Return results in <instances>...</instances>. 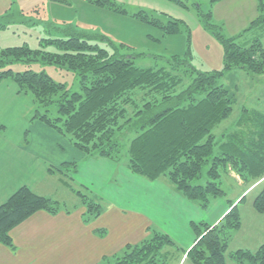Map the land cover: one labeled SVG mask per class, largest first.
Returning <instances> with one entry per match:
<instances>
[{
	"label": "trees",
	"instance_id": "obj_1",
	"mask_svg": "<svg viewBox=\"0 0 264 264\" xmlns=\"http://www.w3.org/2000/svg\"><path fill=\"white\" fill-rule=\"evenodd\" d=\"M89 1L156 26L165 34L179 33L183 28L179 20L161 13L143 9L130 12L115 0ZM172 1L184 6L180 0ZM257 11L260 14L252 21L254 25L264 21V0H257ZM200 15L208 28H216L210 22L211 10ZM54 26L52 29L61 33L41 41L42 47L52 45L53 50L22 45L0 51V83L11 80L19 93L32 94L37 105L54 104L57 108L53 117L48 109H36L31 120L38 119L57 130L86 157H106L116 162L126 159L131 172L149 180L165 176L201 209L225 196L220 180L223 172L231 169L244 182L264 175V156L260 155L264 128L256 126L262 125L260 119L250 122V135L240 129L225 134L226 142L217 141L212 132L233 111L235 99L219 83L224 71L241 67L250 74L264 73V45L260 40L241 46L234 37L215 32L224 48V69L207 72L196 70L187 56H173L161 61L160 66L141 67L135 62L138 55L131 54L124 42L115 43L103 33H87L72 25ZM34 61L74 72L79 90L68 89L45 71L17 72L8 67L15 62ZM184 79L189 82L181 87ZM243 121L238 120V125ZM250 148L259 155L249 156L245 150ZM206 164L207 180L195 183ZM69 165L76 168L77 162L64 163L58 170L64 172V182L84 207V221L98 217L103 210L101 200L81 185L83 190L73 187L67 174ZM244 198L237 203L229 201L227 211L214 224L191 222L195 239L184 250L185 258L193 264H226L229 241L242 228L238 206ZM252 205L256 212L264 213V187ZM61 209L68 211L58 200L20 187L0 205V243L12 246L10 230L35 211L56 213ZM166 245L174 246L175 242L167 233L152 229L147 238L127 244L100 264H167L169 255L162 251ZM229 255L236 264H264V243L253 250L237 248Z\"/></svg>",
	"mask_w": 264,
	"mask_h": 264
},
{
	"label": "rangeland",
	"instance_id": "obj_2",
	"mask_svg": "<svg viewBox=\"0 0 264 264\" xmlns=\"http://www.w3.org/2000/svg\"><path fill=\"white\" fill-rule=\"evenodd\" d=\"M115 1L130 12L143 9L147 12L154 11L173 17L182 23L183 28L179 33L165 34L156 26L98 6L89 0H0V51L7 47L22 45H27L32 49L53 50L52 45L45 44L42 47V38L53 37L61 33L52 29L54 25L60 27L72 25L87 33H103L115 43L128 44L131 54L138 55L135 58L138 66H160L161 61L171 60L173 56H180V58L187 56L196 70L212 72L224 69V48L215 32H222L226 37H234L235 42L241 46H248L256 39L264 45V21L252 24V21L260 14L256 10L257 0H218L216 2L180 0L184 6L172 0ZM209 10H211L210 22L216 26L214 29L208 28L203 16L200 15V12L207 13ZM163 19H165L164 16ZM8 67L17 72L29 69L36 72L45 71L55 81L64 83L68 89L79 90L75 73L54 64L41 61L29 64L15 62ZM188 82L189 79H184L181 87L186 86ZM219 83L229 90L235 100L230 116L212 130L216 140L222 139L226 142L225 134L240 129L250 135L249 131H252L250 122L254 123L257 119L261 120L262 125L256 126L264 128V118L256 116L257 113L264 117V73L254 75L241 67H236L224 71L219 78ZM10 89L7 84L1 86L0 99L4 98ZM10 103H12L10 107L4 105L7 103H2L3 105L0 106V129L7 128V131L22 130L24 117L31 118L36 109L41 112L48 109L50 116L57 115V108L54 104L48 107L37 105L33 101L32 94H22ZM240 119L246 121L238 125ZM245 151L249 156L259 155L257 152L254 153L255 150L252 148ZM217 152V147H215L214 154ZM260 155L264 156V150ZM97 158L99 157L88 156L78 161L76 168L72 165L67 167V174L75 178L72 183L73 187L83 190L80 182L87 180L89 184L93 180L87 191L92 190L96 196L101 195L117 204H126V196L135 192L133 182L130 178H125L124 173L119 175L120 171L111 176L108 166L100 164ZM118 164L125 168L126 159H122ZM208 168L209 164L203 166L201 178L195 183H204L207 180ZM220 180L225 196L213 199L207 209H202V211L212 218L216 209L219 212L225 206H229V201L237 203L242 196H245L238 206L242 228L233 234L226 254V264H236L229 255L231 251L237 248L253 250L259 244L264 243V213L256 212L252 205L254 197L264 187V175L244 182L230 169L222 173ZM66 189L63 188L64 191ZM70 195L67 199L61 190L56 193V198L63 200L62 202H66L69 206L78 203V198L71 193ZM173 241L174 246L166 245L162 249L169 255L167 264H177L182 253L187 249L184 236L176 235ZM190 263L187 259L181 264Z\"/></svg>",
	"mask_w": 264,
	"mask_h": 264
},
{
	"label": "crops",
	"instance_id": "obj_3",
	"mask_svg": "<svg viewBox=\"0 0 264 264\" xmlns=\"http://www.w3.org/2000/svg\"><path fill=\"white\" fill-rule=\"evenodd\" d=\"M5 84L11 89L0 101L10 107V102L23 93L17 91L11 80H3L0 87ZM25 118L22 130L0 129V205L22 186L66 204L56 198V193L62 190L68 199L73 192L64 182V172L58 169L64 163H78L86 156L54 128L38 119ZM97 161L108 166L111 176L120 171L119 175L124 173L133 182L135 192L126 196L127 205L96 196L89 190L104 205L102 213L89 221H84L85 209L79 206V201L71 206L66 204L68 211L37 210L10 230L12 246L0 243V264H100L119 254L127 244L147 238L152 229L165 232L172 239L184 236L189 248L195 239L191 222L214 224L228 209V206L219 212L216 209L212 218L208 217L165 176L149 180L134 175L112 159L99 157ZM86 181L80 185L88 190L93 180L89 184ZM186 261L182 253L177 264Z\"/></svg>",
	"mask_w": 264,
	"mask_h": 264
}]
</instances>
